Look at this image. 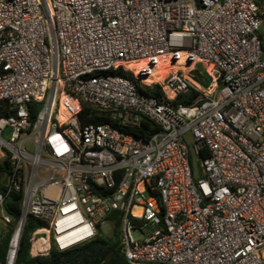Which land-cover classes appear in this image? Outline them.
I'll list each match as a JSON object with an SVG mask.
<instances>
[{"label":"built area","instance_id":"obj_1","mask_svg":"<svg viewBox=\"0 0 264 264\" xmlns=\"http://www.w3.org/2000/svg\"><path fill=\"white\" fill-rule=\"evenodd\" d=\"M260 2L0 0L6 264L29 217L46 224L32 256L47 257L115 214L129 264H264ZM200 65L208 87L190 76ZM154 85L162 99L140 91ZM84 105L110 122L84 124Z\"/></svg>","mask_w":264,"mask_h":264},{"label":"trees","instance_id":"obj_2","mask_svg":"<svg viewBox=\"0 0 264 264\" xmlns=\"http://www.w3.org/2000/svg\"><path fill=\"white\" fill-rule=\"evenodd\" d=\"M262 1L263 0L260 2V8L262 6ZM260 36L264 45V35L261 32ZM201 71L202 70L198 68L194 72L197 75V81L208 87L211 78L207 75H201ZM121 74L133 78L130 73ZM140 91L146 95L159 99H162L164 95L159 85H154L146 89L140 88ZM199 95L200 94L195 90H191L187 95L179 96L174 103L190 105L194 103ZM81 118L84 124L100 125L110 122L108 118L102 117L97 111L87 105H84ZM146 128L150 133H156L159 130L158 126L153 125L152 127V124L150 123L146 124ZM135 135L145 138L143 131H138ZM2 190L3 187L0 185V193H2ZM21 199L22 195L18 193H13L6 199V210L16 222L19 221L22 214ZM108 222L114 227L112 237L106 238L103 236L101 226H99L97 236L91 241L76 245L64 251L59 250L53 245L49 251V256L34 257L32 256V244L35 239L34 233L36 230L44 228L46 224L37 218L29 217L19 245L15 264H129L123 253V236L120 214H115ZM14 227V225L7 227L5 234L0 236V262L2 264H6V257L14 233Z\"/></svg>","mask_w":264,"mask_h":264},{"label":"rangeland","instance_id":"obj_3","mask_svg":"<svg viewBox=\"0 0 264 264\" xmlns=\"http://www.w3.org/2000/svg\"><path fill=\"white\" fill-rule=\"evenodd\" d=\"M261 4H262V6H261L260 10H261L262 19H263V25H262V28H261V33L264 35V0L262 1ZM199 68L202 71L205 70V67L203 65H200ZM190 76L194 80L197 81V75H196V73L192 72L190 74ZM203 78H204V76H203ZM201 84L204 85L203 83H201ZM113 228H114L113 225L111 223H109V222H107L106 224L102 225L101 226V230H102L103 236H105L106 238L112 237L113 236ZM6 231H7V226L4 223H2V221L0 220V236L3 235V234H5ZM134 237L136 239H138V238H140V234L139 233H134Z\"/></svg>","mask_w":264,"mask_h":264}]
</instances>
